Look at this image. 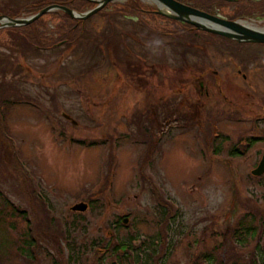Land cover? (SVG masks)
I'll list each match as a JSON object with an SVG mask.
<instances>
[{
  "label": "rangeland",
  "instance_id": "1",
  "mask_svg": "<svg viewBox=\"0 0 264 264\" xmlns=\"http://www.w3.org/2000/svg\"><path fill=\"white\" fill-rule=\"evenodd\" d=\"M39 1L0 0V13L26 18ZM251 1L212 6L227 18ZM143 3L85 18L74 39L58 10L31 30L45 28L39 43L0 29V264H112L93 240L112 248L129 235L131 246L163 236L157 264H264V174L252 173L264 157V43L182 32ZM260 11L239 19L264 27ZM3 197L30 226L11 206L1 216ZM240 221L256 230L243 244ZM29 227L34 260L22 253Z\"/></svg>",
  "mask_w": 264,
  "mask_h": 264
},
{
  "label": "trees",
  "instance_id": "2",
  "mask_svg": "<svg viewBox=\"0 0 264 264\" xmlns=\"http://www.w3.org/2000/svg\"><path fill=\"white\" fill-rule=\"evenodd\" d=\"M183 1L185 3H190V5L200 8L202 10H205L209 13L215 14L217 15V11H219L217 8H214L212 6V2H216L218 1L219 3H221V6L225 5L226 3H229L230 1H235V2H241L242 0H180ZM246 4L248 5H252L253 1L249 2V0H245ZM188 3V4H189ZM242 3V2H241ZM49 4H61V5H65L69 8H72L76 11L81 12L82 10L84 11L86 8H90V6H93L94 3L91 0H44V1H39V2H35L32 4L27 5L25 8H23L24 12H28V13H36L37 11H39L41 8L45 7L46 5ZM109 6H114L115 10L118 11H134V13L140 11V10H146L148 11V9H146V5L143 3L142 0H128L127 2H111L109 4H107L101 11H103L104 9H107ZM255 7L251 6V9L246 11V12H240L238 14H234L231 16H226L228 19H238V18H244V17H252L254 14V11H258L261 10L260 12L264 15V1H257L254 3ZM57 12H61V16L67 21L69 22V28H67L69 31L67 33V35L65 36L66 39L67 37L70 39H74L77 38L81 32L83 33V24H84V19H77V18H73L70 15H68L67 13H65L62 10H58ZM100 12V11H99ZM2 14V13H0ZM6 15V14H3ZM163 17H166L168 19H171L175 22H179L183 28L181 29L182 32H185L187 30L190 29L191 31H198V32H204L207 33L209 35L212 36H218V37H223L225 39L231 40L236 42L237 44L241 45H245L248 44V42H240L234 39H230L227 37H224L222 35H218V34H214L211 32H207V31H203V30H199L196 27H194L193 25L186 23V22H180L177 20H174L172 18H169L163 14H160ZM10 17H17L18 16V12H16L14 15H7ZM248 17V18H249ZM41 17L37 20H35L33 23L28 24V25H23V26H15V27H10L12 29H28V31H30L33 35L36 36V40L37 43H39L40 41V35L45 34V28L44 31L42 30V32H39L38 35H36L34 33V31H31L33 29L38 30V28L34 27L35 25H38V23H40ZM79 29V31L77 32L75 29ZM170 30V29H169ZM76 31V32H75ZM190 46H195L196 44H192ZM138 124H140V122H138ZM4 129H2L3 131ZM255 139L251 138L249 139V143H246L244 145V149L241 150L240 147H234L233 149H231L229 151V154L231 156H238L240 154H243L244 151L246 149H248L251 144L253 143ZM215 152L218 153L219 149L215 148ZM94 201V200H93ZM159 202V201H158ZM2 203H3V209L1 210V216H3L6 213L5 208H7L8 206H11L10 209V213L11 214H17L19 216H21L24 220H26L28 222V225H31V222L29 220V218L27 217V212L26 210H21L18 207H16L13 203H11L6 197L2 198ZM159 213H160V220L162 221V225L163 223H170L171 219H173L174 215L171 214L167 204H164L163 202H159ZM9 213V212H7ZM118 224H120V220L116 221ZM30 228V227H29ZM240 229H242L241 231H239ZM32 230L31 228L28 230L27 232V236H25L24 238V248H22V253L23 255H25L26 257H28L29 259L34 260L35 259V247L37 245V240L34 236V234H32ZM68 233V237H71L70 234V230H68V232L66 231V234ZM162 236V235H161ZM256 236V230L254 228V226H252V224H244L242 221L239 222L238 225V230L236 229L235 231V241L237 243L243 244L247 241H249L251 238ZM138 236H133V235H129L127 239H122L119 243H117L115 246H113L112 248H110L109 243L103 244L102 239L100 240H93V246L95 247V249H97L98 247H105L104 250L106 249L108 252L111 253V255H115L116 259L113 261L112 264H157V260L159 257L166 255V253H164L163 255L160 254L161 251H159L160 245H161V249L164 243V239L163 236H154L153 240L151 241V243H147L149 241V238H144V240L140 241V243L138 245H134L131 246V244H133L132 241L138 240L137 238ZM141 238V236H139ZM173 240V238L170 239V242ZM69 242V241H68ZM126 246V249H123V247ZM132 247V248H131ZM69 250L71 249V256L70 259L72 258L73 255L77 254L75 253L78 249L75 250V245H69ZM109 249V250H108ZM130 250H131V254H130ZM211 253L209 252L208 254V261H212L210 257ZM104 256L101 257V260ZM78 255H76V257L74 259H72V262H77L79 261L78 259ZM213 260H217V259H213ZM222 264V263H221Z\"/></svg>",
  "mask_w": 264,
  "mask_h": 264
},
{
  "label": "water",
  "instance_id": "3",
  "mask_svg": "<svg viewBox=\"0 0 264 264\" xmlns=\"http://www.w3.org/2000/svg\"><path fill=\"white\" fill-rule=\"evenodd\" d=\"M96 5L85 11L79 12L72 8H69L61 4H51L38 12L26 17H10L0 14V29L4 27L23 26L33 23L43 15L51 12L62 10L73 18L85 19L100 10H102L108 3L116 0H91ZM154 3V11L163 14L174 20L180 22H186L199 30L211 32L214 34L222 35L224 37L234 39L240 42L248 43H264V30H261L255 26L248 25L241 19H228L212 13H209L200 8L194 7L190 4L183 3L180 0H147ZM68 117V116H67ZM252 173L256 176L264 174V157L258 164V166L252 170ZM88 209V203L79 202L72 206V210L86 211ZM125 223L128 222V217L124 218ZM126 249V246L123 247Z\"/></svg>",
  "mask_w": 264,
  "mask_h": 264
},
{
  "label": "bare ground",
  "instance_id": "4",
  "mask_svg": "<svg viewBox=\"0 0 264 264\" xmlns=\"http://www.w3.org/2000/svg\"><path fill=\"white\" fill-rule=\"evenodd\" d=\"M181 2H183V1H181ZM183 3H185V2H183ZM243 22H245V23L248 24V25L255 26V27H257V28H259V29H261V30H264V27H260V26L254 25V24H252V23H248V22H246L245 20H243Z\"/></svg>",
  "mask_w": 264,
  "mask_h": 264
}]
</instances>
